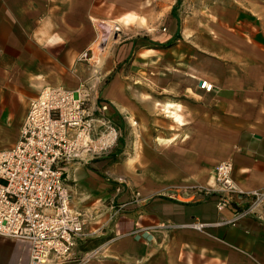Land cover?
Returning <instances> with one entry per match:
<instances>
[{
	"label": "crops",
	"instance_id": "0c3cea01",
	"mask_svg": "<svg viewBox=\"0 0 264 264\" xmlns=\"http://www.w3.org/2000/svg\"><path fill=\"white\" fill-rule=\"evenodd\" d=\"M174 1L163 33L122 46L143 47L142 77L137 59L112 76L114 54L94 48L152 0H0V151L43 87L92 86L90 111L106 104L120 131L107 155L62 167L86 219L68 264H264V222L237 216L246 202L218 211L198 194L222 161L241 190L264 189V0ZM30 248L0 235V264H28Z\"/></svg>",
	"mask_w": 264,
	"mask_h": 264
},
{
	"label": "built area",
	"instance_id": "2783aa9c",
	"mask_svg": "<svg viewBox=\"0 0 264 264\" xmlns=\"http://www.w3.org/2000/svg\"><path fill=\"white\" fill-rule=\"evenodd\" d=\"M200 88L210 92L212 85L204 81ZM91 93L85 83L76 89L43 87L29 104L15 144L0 151V235L29 241L28 264H68L86 219L70 206L62 167L105 156L118 143L119 129L104 116L108 106L90 111ZM232 172L231 161L218 163L214 187L200 188L198 194H216L218 211L246 202L237 216L264 222V189L241 190Z\"/></svg>",
	"mask_w": 264,
	"mask_h": 264
},
{
	"label": "rangeland",
	"instance_id": "374dc122",
	"mask_svg": "<svg viewBox=\"0 0 264 264\" xmlns=\"http://www.w3.org/2000/svg\"><path fill=\"white\" fill-rule=\"evenodd\" d=\"M174 2V0H152L151 7L148 8L146 12L143 10L142 15L132 17L125 16L123 19L116 22V45L112 44L113 42L111 39L110 42H104L105 44H102L101 47H98V50L97 47H95V60L100 59L99 61L102 62V60H105L107 56L112 57V54H114L113 56L115 59V67L114 71H112V76H116V72H118L119 70L122 72H129L131 70L130 66L133 64L134 60L137 59V63H134L135 68H133V71L142 73L141 75L142 77H144L146 67L150 69L152 68V66L150 64L145 65V52L141 51L142 55H138L140 54L138 53L139 50H143V47L138 46L134 49L133 52H131L132 54H129V49L127 48V50H125L122 46L127 43L128 39L133 38L135 35L139 40L138 43L140 45L144 44L145 41H148V37H153L154 39H156L157 36L163 33L167 28L166 19L171 11V7ZM123 53L125 55V60L120 63L116 62V59H118L119 56L122 57ZM100 66H102L101 63H99L95 67ZM109 77L111 76H108L107 79ZM107 79L105 80V82H107ZM136 82L143 87H148L147 85H145V83L148 84V82L144 81L143 79L136 80ZM159 111L160 110L158 108V112ZM134 121H132L131 123H133Z\"/></svg>",
	"mask_w": 264,
	"mask_h": 264
},
{
	"label": "bare ground",
	"instance_id": "6f19581e",
	"mask_svg": "<svg viewBox=\"0 0 264 264\" xmlns=\"http://www.w3.org/2000/svg\"><path fill=\"white\" fill-rule=\"evenodd\" d=\"M133 126H134V124H133Z\"/></svg>",
	"mask_w": 264,
	"mask_h": 264
},
{
	"label": "trees",
	"instance_id": "16d2710c",
	"mask_svg": "<svg viewBox=\"0 0 264 264\" xmlns=\"http://www.w3.org/2000/svg\"><path fill=\"white\" fill-rule=\"evenodd\" d=\"M168 46V45H167Z\"/></svg>",
	"mask_w": 264,
	"mask_h": 264
}]
</instances>
